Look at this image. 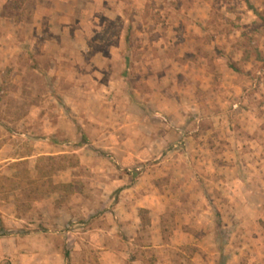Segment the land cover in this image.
<instances>
[{
    "label": "rangeland",
    "instance_id": "374dc122",
    "mask_svg": "<svg viewBox=\"0 0 264 264\" xmlns=\"http://www.w3.org/2000/svg\"><path fill=\"white\" fill-rule=\"evenodd\" d=\"M0 151V264H264V0H0Z\"/></svg>",
    "mask_w": 264,
    "mask_h": 264
},
{
    "label": "crops",
    "instance_id": "0c3cea01",
    "mask_svg": "<svg viewBox=\"0 0 264 264\" xmlns=\"http://www.w3.org/2000/svg\"><path fill=\"white\" fill-rule=\"evenodd\" d=\"M1 152V151H0ZM23 159V158H21ZM7 159H0L1 161H5ZM6 163V162H5ZM5 163L1 162L0 169H2V172L5 170ZM18 200H17V195L11 194L9 197V201L7 203L8 208L5 207L6 203L2 199H0V225H2L5 228H9L10 230H15V234L13 237H11L14 241V245L19 249L20 244L23 242L29 241L31 242V239L28 237L27 234L21 233L19 227H22L27 223V219L24 218V215L22 213L20 214L19 208H18ZM44 200L43 202H38L36 203L39 204V206H45L44 205ZM251 211V210H249Z\"/></svg>",
    "mask_w": 264,
    "mask_h": 264
}]
</instances>
